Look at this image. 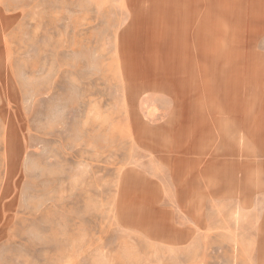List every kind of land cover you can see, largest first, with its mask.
I'll return each mask as SVG.
<instances>
[{
  "label": "rangeland",
  "instance_id": "374dc122",
  "mask_svg": "<svg viewBox=\"0 0 264 264\" xmlns=\"http://www.w3.org/2000/svg\"><path fill=\"white\" fill-rule=\"evenodd\" d=\"M167 2L0 0V264H264L257 219L237 211L212 235L177 234L183 205L151 150L177 138L164 129L175 109L154 120L147 100L181 95L160 89L162 76L130 84L125 66L178 51L197 105L205 67L242 70L248 55L264 66V53L150 42L161 38L145 18Z\"/></svg>",
  "mask_w": 264,
  "mask_h": 264
},
{
  "label": "crops",
  "instance_id": "0c3cea01",
  "mask_svg": "<svg viewBox=\"0 0 264 264\" xmlns=\"http://www.w3.org/2000/svg\"><path fill=\"white\" fill-rule=\"evenodd\" d=\"M152 8L148 33L161 39L150 42L240 44L245 55V45H255L264 53V0H168ZM246 59L237 71L205 67V78L197 75V105L185 101L183 89L181 99L147 100L154 120L175 109L164 129L177 140L150 149L178 189L186 224L169 227L184 237L212 235L222 214L237 211L257 219L250 228L264 244V66Z\"/></svg>",
  "mask_w": 264,
  "mask_h": 264
},
{
  "label": "bare ground",
  "instance_id": "6f19581e",
  "mask_svg": "<svg viewBox=\"0 0 264 264\" xmlns=\"http://www.w3.org/2000/svg\"><path fill=\"white\" fill-rule=\"evenodd\" d=\"M219 46L220 47L218 48L221 49L223 45H219ZM138 52H141V48L138 49ZM179 55L180 54L178 53V51H174L173 54L174 57L167 60L162 59L161 56L144 54V52L139 53V55L137 56H127L125 58L127 59L125 66L128 69V71L126 72H128L127 76L129 83L134 84V86L137 85L147 86V85H151L150 84L151 82L149 81V79H147L150 75L162 76V80L159 81L161 83L158 84L160 89H172L177 93V95L181 94L182 93L181 90L184 89L183 81L180 76H176L178 75L177 73L179 72V70L182 69L181 61H183V59ZM184 59L185 61L188 62V65L191 66V69L194 70L193 67L194 62L190 63L186 56H184ZM143 67L145 70H143ZM135 69L140 72L137 73ZM137 81H140V84H137L138 83ZM154 85L156 84L152 82V86Z\"/></svg>",
  "mask_w": 264,
  "mask_h": 264
}]
</instances>
